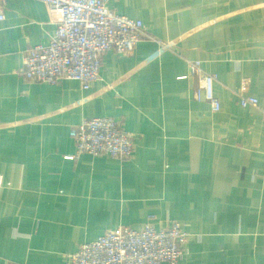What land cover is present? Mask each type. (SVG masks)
<instances>
[{
    "label": "crops",
    "instance_id": "obj_1",
    "mask_svg": "<svg viewBox=\"0 0 264 264\" xmlns=\"http://www.w3.org/2000/svg\"><path fill=\"white\" fill-rule=\"evenodd\" d=\"M156 40L108 51L89 89L27 80L28 49L56 29L45 3L6 0L0 22V264H64L119 227L178 221L179 264H264V0H108ZM216 75L221 109L194 97L189 62ZM110 116L133 156L76 155L70 130ZM167 264V263H162Z\"/></svg>",
    "mask_w": 264,
    "mask_h": 264
},
{
    "label": "built area",
    "instance_id": "obj_2",
    "mask_svg": "<svg viewBox=\"0 0 264 264\" xmlns=\"http://www.w3.org/2000/svg\"><path fill=\"white\" fill-rule=\"evenodd\" d=\"M47 5L56 29L47 44L28 49L21 73L27 80L57 83L76 80L89 89L100 79L102 56L108 51L131 54L139 42L156 40L141 19L114 11L108 0H37ZM6 0H0V22L5 19ZM189 77H198L194 97L207 101L213 111L221 109L215 94L216 75L206 72L200 60L189 62ZM249 80L239 91L242 107L257 108L264 118V100L246 93ZM76 155H107L122 161L133 156L134 142L120 123L110 116L84 119L70 130ZM189 233L178 221L156 229L148 222L140 229L119 227L82 244L67 254L64 264H179L188 253Z\"/></svg>",
    "mask_w": 264,
    "mask_h": 264
}]
</instances>
